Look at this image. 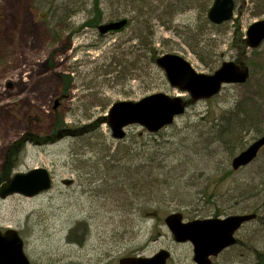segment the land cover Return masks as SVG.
<instances>
[{
	"label": "rangeland",
	"instance_id": "374dc122",
	"mask_svg": "<svg viewBox=\"0 0 264 264\" xmlns=\"http://www.w3.org/2000/svg\"><path fill=\"white\" fill-rule=\"evenodd\" d=\"M235 1L234 20L206 30L195 53L174 30L152 20L156 55L179 54L198 73L212 74L247 54V84L228 85L215 99L193 103L157 134L135 125L116 141L107 125L114 103L155 93L189 99L134 39L140 13L154 14L153 6L101 0L105 18L96 25L91 6L74 7L73 16L59 23L41 0H0V187L36 168L53 178L52 189L39 196L0 198V229L19 233L31 264H119L161 250L171 253L167 264H195L193 246L177 243L164 222L176 212L185 221L259 215L237 233L240 244L214 264H253L252 248L264 250V208L258 209L264 203V148L254 163L231 168L235 155L264 136V43L256 56L246 44L233 46L264 18V0ZM119 11H127L125 18L131 11L135 23L101 35L98 26ZM199 12L178 14L174 26L195 28ZM238 105L237 113L250 117L251 131L227 146L213 141V121L220 123Z\"/></svg>",
	"mask_w": 264,
	"mask_h": 264
},
{
	"label": "water",
	"instance_id": "95a60500",
	"mask_svg": "<svg viewBox=\"0 0 264 264\" xmlns=\"http://www.w3.org/2000/svg\"><path fill=\"white\" fill-rule=\"evenodd\" d=\"M235 8L234 0H215L208 11V19L214 25L230 22ZM126 24L127 20L110 22L99 26V30L102 34L117 32ZM246 36L248 47L258 49L264 43V19L252 24ZM155 63L164 71L170 86L187 93L192 102L211 99L220 94L224 86L244 85L250 78V70L234 61L224 62L213 74L198 73L190 62L178 54L159 56ZM58 104L59 100L56 107ZM186 105L183 97H171L165 93L152 94L136 102L120 101L110 108L107 125L117 141L123 140L127 136L126 129L135 125L157 133L183 116ZM263 148L264 136H261L233 160L232 168L238 170L250 165ZM52 186L51 173L44 168H36L16 173L0 187V198L5 200L13 195L33 198L51 190ZM255 218V214H236L184 222L181 213H173L166 217L165 223L176 242L192 244L196 264H212V258L235 245L237 232ZM170 257L169 251L162 250L150 258H123L120 264H167ZM0 264H31L25 254L24 241L14 229L0 230Z\"/></svg>",
	"mask_w": 264,
	"mask_h": 264
},
{
	"label": "trees",
	"instance_id": "16d2710c",
	"mask_svg": "<svg viewBox=\"0 0 264 264\" xmlns=\"http://www.w3.org/2000/svg\"><path fill=\"white\" fill-rule=\"evenodd\" d=\"M135 1H138L137 4L141 2L143 9L148 7L150 9L152 8V6L154 8L152 9V12L154 13L152 15H150L149 13H145V14L143 12L140 13L138 18L142 19V21H139V23L137 24L139 30L136 31L135 33L136 36L134 37V39L138 40L140 44L144 43L147 46V48H149L148 49L149 54H151L150 62L152 63H155L154 58L156 57L155 27H153L154 23L152 20H157L160 26L165 27L168 30H174L177 37L180 38L183 41V43L194 53L196 49L200 47V44L203 42V39L205 38L206 30L207 31L218 30L226 26V25H221V26L212 25L207 19V13L214 0H156V3L154 5H152L151 3L152 0L150 2L149 0H132V1L126 0L127 8L129 4L133 6V3H135ZM41 2H42L41 7H44V9H48V11H50L52 14L53 19H55L56 22L59 23L60 22L63 23L64 21H67L73 16L76 10L73 9L74 7L82 8L85 6H91L92 10H90L89 14H91V16L93 17L92 18L94 20L93 23H95L96 25H98L102 21V18H105V13L102 10L100 4L101 0H41ZM193 7L200 10L198 26H196L195 28L190 27L185 31H181L178 27H175L174 21L176 16L184 11L194 9ZM131 11H128L130 17L128 16V24L126 25L125 28L132 26L135 23L136 18L131 17ZM126 12L119 11L117 14H113L110 17L109 22L122 19L125 16ZM148 14L151 17L150 18L151 20L147 18L149 16ZM241 36L245 37L244 35ZM243 37H240L239 41L235 40V43L233 42L234 48L235 46L238 47L240 45L245 46L246 41ZM252 54L256 56L258 54V50H253ZM246 59H247V54H241L240 56H238V60L236 61V63H238L242 67H248L249 63L247 62ZM213 70H215V68ZM215 98L216 97L210 99L209 101ZM192 104L193 103L188 100V107L191 106ZM238 110H240L239 105L236 107V112H233L232 110L225 112L223 115L224 117L220 118L221 119L220 123L218 120L213 121L211 127V130H213L214 132V136L212 137L214 139L213 141L224 142L227 146L228 144L232 143L231 141L238 140L240 138L239 136L242 135L240 134L241 132L251 131L249 129V126L251 124L249 122L251 120L250 117L244 113H240V114L237 113ZM262 208H264V203L263 206L259 205L258 207V209H262ZM218 215L219 214H217L216 216ZM238 244L240 243L238 242ZM253 256H254L253 264H264L263 249L253 248Z\"/></svg>",
	"mask_w": 264,
	"mask_h": 264
},
{
	"label": "bare ground",
	"instance_id": "6f19581e",
	"mask_svg": "<svg viewBox=\"0 0 264 264\" xmlns=\"http://www.w3.org/2000/svg\"><path fill=\"white\" fill-rule=\"evenodd\" d=\"M122 20H127V24H128V18H122V19H119V20H115V21H111V22H118V21H122ZM126 24V25H127ZM98 31H99V33L101 34V35H105V34H102L101 32H100V30L98 29ZM108 33H110V32H108ZM108 33H106V34H108ZM159 56H157L156 55V57L154 58V62H155V60H156V58H158ZM167 79V78H166ZM168 81V80H167ZM169 83V82H168ZM170 85V84H169ZM173 88V87H172ZM174 89H176V88H174ZM127 137H125L123 140H125ZM122 140V141H123ZM248 148V147H247ZM246 148V149H247ZM246 149H243L242 151H240L237 155H235L232 159H231V168H232V162H233V160L237 157V156H239L242 152H244ZM252 163H254V161L252 162ZM251 163V164H252ZM242 168H245V167H241V168H239L238 170H240V169H242ZM232 170L233 171H238V170H234L233 168H232ZM252 214H255L256 215V218L255 219H253V220H251V221H249V222H247V223H245L242 227H241V229L243 228V227H245L247 224H249L250 222H254V221H256L257 219H258V214L256 213V212H252V213H244L243 215H252ZM240 229V230H241ZM239 230V231H240ZM238 231V232H239ZM237 232V233H238ZM236 238H237V234H236ZM238 238L236 239V243H235V245H233V246H231V247H229L227 250H229V249H231V248H233V247H235V246H237L238 245ZM252 251H253V248H252Z\"/></svg>",
	"mask_w": 264,
	"mask_h": 264
}]
</instances>
